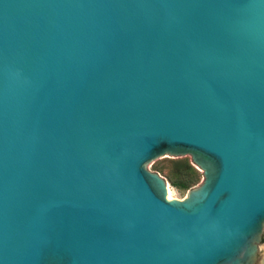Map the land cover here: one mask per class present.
<instances>
[{
  "label": "water",
  "instance_id": "water-1",
  "mask_svg": "<svg viewBox=\"0 0 264 264\" xmlns=\"http://www.w3.org/2000/svg\"><path fill=\"white\" fill-rule=\"evenodd\" d=\"M189 155L182 196L149 170ZM264 0H0V264H256Z\"/></svg>",
  "mask_w": 264,
  "mask_h": 264
},
{
  "label": "rangeland",
  "instance_id": "rangeland-1",
  "mask_svg": "<svg viewBox=\"0 0 264 264\" xmlns=\"http://www.w3.org/2000/svg\"><path fill=\"white\" fill-rule=\"evenodd\" d=\"M186 159L191 162L189 155L159 157L149 162V170L157 172L164 178L171 196H182L190 187L203 181L202 172L195 166V171L183 168ZM256 264H264V236L261 237V242L258 245Z\"/></svg>",
  "mask_w": 264,
  "mask_h": 264
},
{
  "label": "trees",
  "instance_id": "trees-1",
  "mask_svg": "<svg viewBox=\"0 0 264 264\" xmlns=\"http://www.w3.org/2000/svg\"><path fill=\"white\" fill-rule=\"evenodd\" d=\"M183 168L188 171H195L196 169L194 165L187 159L184 161Z\"/></svg>",
  "mask_w": 264,
  "mask_h": 264
},
{
  "label": "bare ground",
  "instance_id": "bare-ground-1",
  "mask_svg": "<svg viewBox=\"0 0 264 264\" xmlns=\"http://www.w3.org/2000/svg\"><path fill=\"white\" fill-rule=\"evenodd\" d=\"M167 192L171 195L170 189L167 187Z\"/></svg>",
  "mask_w": 264,
  "mask_h": 264
}]
</instances>
